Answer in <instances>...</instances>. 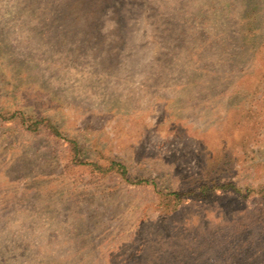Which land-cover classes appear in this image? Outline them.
Segmentation results:
<instances>
[{"label":"rangeland","instance_id":"374dc122","mask_svg":"<svg viewBox=\"0 0 264 264\" xmlns=\"http://www.w3.org/2000/svg\"><path fill=\"white\" fill-rule=\"evenodd\" d=\"M0 264H264V0H0Z\"/></svg>","mask_w":264,"mask_h":264}]
</instances>
